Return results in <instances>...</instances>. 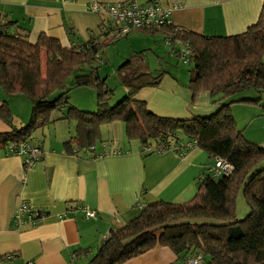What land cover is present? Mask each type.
I'll return each mask as SVG.
<instances>
[{"label": "trees", "instance_id": "1", "mask_svg": "<svg viewBox=\"0 0 264 264\" xmlns=\"http://www.w3.org/2000/svg\"><path fill=\"white\" fill-rule=\"evenodd\" d=\"M13 24L0 22V86L8 95L27 96L33 109L30 122L16 126L8 105H0V119L11 129L0 132V149L31 143L36 131L55 121L53 112L67 109L61 119L75 125V135L64 143L67 152L75 146L89 149L95 145L102 125L121 121L127 138L140 140L147 153L170 148L186 154L193 149L188 144L195 141V147L211 160L190 201H159L142 207L134 219L112 230L89 264H122L157 246L168 247L184 261L201 253L204 259L208 257V264H264V146L244 138L232 112L236 102L250 101L233 100L237 94L247 90L264 92V5L258 20L237 35L198 34L172 23L143 30L165 35L172 54L179 59L181 50L177 45H184L188 61L183 63L192 65L187 87L194 96L209 92L211 102L219 105L215 113L191 119L159 116L148 109L145 101L137 99L141 89L158 87L169 73L162 63L152 72L148 50L134 52L121 65V85L127 94L117 104H110L113 90L106 87L100 74L105 49L130 33H114L110 41L65 47L46 34L30 42L16 30L9 31ZM43 51L47 54L45 77L41 70ZM73 78L75 86L98 91L97 112L68 104L70 88L66 84ZM100 155L105 153L96 156ZM218 158L230 163L233 169L229 174L211 171ZM238 190H243L250 208L241 221L236 219L234 204Z\"/></svg>", "mask_w": 264, "mask_h": 264}, {"label": "crops", "instance_id": "2", "mask_svg": "<svg viewBox=\"0 0 264 264\" xmlns=\"http://www.w3.org/2000/svg\"><path fill=\"white\" fill-rule=\"evenodd\" d=\"M120 1L124 0H0V22L14 23L9 31L16 30L30 42L46 34L59 39L65 47H78L90 41H110L114 36L107 15L90 12L89 5ZM160 3L167 7L179 5L171 18L178 29L232 36L245 32L258 20L264 0H160ZM150 34L134 30L116 40L114 46L122 64L134 52L149 51L151 38L155 40L157 35L166 44L162 33ZM150 50L157 57L156 65L162 63L169 72L158 87L143 88L136 96L147 103L150 111L176 119L208 116L217 111L219 105L211 102L209 92L192 94L187 87L191 75L172 70L166 56ZM148 61L152 70L154 64L151 65L149 53ZM41 70L45 77L46 51L42 52ZM15 123L17 126L25 122ZM10 130L0 119V132ZM41 130L45 139L33 134L32 143L41 144L44 157L32 167L25 168L20 156L9 153L7 148L0 149V264H89L112 230L134 219L142 207L159 201L177 204L190 201L197 193L199 177L211 164L208 154L196 147L186 154L172 150L147 153L140 140L127 138L121 121L102 125L94 146L89 149L75 146L71 152H67L64 143L75 135V125L74 134H68L65 141L57 144L55 136H47V131ZM100 153L105 155L96 156ZM22 203L44 210L47 215L43 222L18 227L14 217ZM85 209L95 211L96 216L87 218ZM203 260L197 264H208ZM122 264H187V261L179 259L168 247L157 246Z\"/></svg>", "mask_w": 264, "mask_h": 264}, {"label": "rangeland", "instance_id": "3", "mask_svg": "<svg viewBox=\"0 0 264 264\" xmlns=\"http://www.w3.org/2000/svg\"><path fill=\"white\" fill-rule=\"evenodd\" d=\"M136 31L143 32V30L138 29ZM146 32V31H145ZM132 33V32H131ZM151 35V34H150ZM152 36V35H151ZM113 45V46H112ZM149 59L151 61L152 72L154 73L156 69L159 68L158 64L156 65L155 60L157 61V57L153 51L150 50L152 48L156 51L161 57L166 56L167 61L172 64V70L179 69L182 73H186L189 76L192 75L191 69L192 65H185L183 63V59L172 54V46L169 44H165L163 42L162 37L157 35V38H151V44L149 47ZM177 49H181L185 51L186 47L184 45H177ZM114 50V51H113ZM106 55L104 56V65L100 67L101 77L105 78V85L109 90H113L110 104L115 105L120 100H122L126 96V91L121 85V77L123 71L120 70V66L122 64V59L117 56V46L114 44H110L105 49ZM172 57H175L174 59ZM171 59V60H170ZM75 78L70 79L66 87L70 88L67 96H68V104L70 106H74L79 108L82 111L95 113L98 111V103L97 96L98 91L93 87H77L74 84ZM250 100V101H241L240 103H236L232 106V112L236 121V127L239 131L244 134V138L250 143L257 144L258 146H264V92L258 93L254 90H247L242 93L237 94L233 100L240 99ZM258 99H260L258 101ZM254 100V101H251ZM6 103L12 112V121L14 124L15 121L17 124L20 122H25L24 125L28 124L31 120L33 105L31 100L22 94H14L8 95L6 91L0 86V105ZM67 111V109H64ZM55 111L52 113V118L55 120L51 122L47 126L44 127V131L48 136L51 134L55 136L56 144L59 142L65 141L69 136L68 134H74V123L69 122L67 120L61 119L65 111ZM17 117L18 119H16ZM19 124L17 126H21ZM50 129V133L48 128ZM34 137L43 138L42 130L34 133ZM45 139V138H43ZM63 144V143H62ZM153 144V142H152ZM263 163L260 164V167ZM235 201V214L236 219L241 221L244 220L249 212L250 208L246 202V199L243 194V190H238L234 197ZM206 257L205 260H207ZM204 261V260H203ZM202 261V262H203Z\"/></svg>", "mask_w": 264, "mask_h": 264}, {"label": "built area", "instance_id": "4", "mask_svg": "<svg viewBox=\"0 0 264 264\" xmlns=\"http://www.w3.org/2000/svg\"><path fill=\"white\" fill-rule=\"evenodd\" d=\"M178 8V4H174L171 7L163 6L160 0H147L144 3H140L138 0H124L111 4L94 2L89 5L88 10L95 14L101 13L107 15L113 26L115 35L122 36L136 29H155L171 24L172 12ZM187 54V49H185V51L181 50L180 52V57L183 59L184 63L188 61ZM195 144L196 142L194 141L188 144V146L194 148ZM7 149L9 153L16 154L23 159V166L25 168L34 166L44 157L42 147L32 142L10 144ZM92 149H94V147ZM168 150L171 149L168 148ZM147 151H150V149L148 148ZM165 151L167 150L158 148L157 153H163ZM232 169L230 163L218 158L214 161L211 171L229 174ZM46 215L44 210L22 203L15 212L14 221L18 227L25 225L36 226L43 222ZM85 215L87 218H94L96 212L85 209ZM202 261L203 255L199 253L196 257L189 259L187 264H197Z\"/></svg>", "mask_w": 264, "mask_h": 264}]
</instances>
